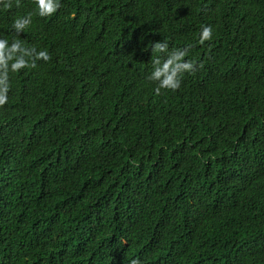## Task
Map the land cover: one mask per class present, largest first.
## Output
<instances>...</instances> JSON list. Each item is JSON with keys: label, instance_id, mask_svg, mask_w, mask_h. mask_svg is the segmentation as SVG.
<instances>
[{"label": "trees", "instance_id": "trees-1", "mask_svg": "<svg viewBox=\"0 0 264 264\" xmlns=\"http://www.w3.org/2000/svg\"><path fill=\"white\" fill-rule=\"evenodd\" d=\"M8 2L50 59L0 64V264H264V0Z\"/></svg>", "mask_w": 264, "mask_h": 264}, {"label": "clouds", "instance_id": "clouds-1", "mask_svg": "<svg viewBox=\"0 0 264 264\" xmlns=\"http://www.w3.org/2000/svg\"><path fill=\"white\" fill-rule=\"evenodd\" d=\"M37 6V14L40 17H48L55 13L60 7V0H35ZM0 4L4 8L11 7L8 0H0ZM31 23V13L27 16L18 17L13 21L12 28L16 32L25 29ZM212 37V28L204 26L200 33V43L210 40ZM154 48L160 53H166L168 45L166 42L160 41L154 44ZM185 53L179 52L168 55L163 61H157L148 79L155 82L158 89L177 90L181 85V76L183 73H191L194 71V65L191 62L183 60ZM50 59L47 51H37L35 48H25L19 41H14L11 44L7 40H0V64H3L5 69L10 66V69L15 72L23 69L29 64L35 67L36 60L48 61ZM8 77L7 71L0 74V106L8 101ZM132 264H137L133 261Z\"/></svg>", "mask_w": 264, "mask_h": 264}]
</instances>
